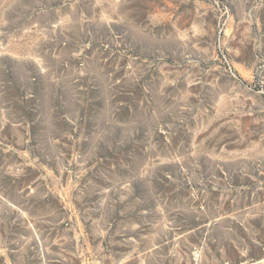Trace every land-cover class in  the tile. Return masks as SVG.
Wrapping results in <instances>:
<instances>
[{
  "label": "rangeland",
  "instance_id": "rangeland-1",
  "mask_svg": "<svg viewBox=\"0 0 264 264\" xmlns=\"http://www.w3.org/2000/svg\"><path fill=\"white\" fill-rule=\"evenodd\" d=\"M0 264H264V0H0Z\"/></svg>",
  "mask_w": 264,
  "mask_h": 264
}]
</instances>
